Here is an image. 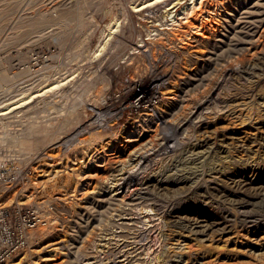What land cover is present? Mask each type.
Listing matches in <instances>:
<instances>
[{"label":"rangeland","instance_id":"rangeland-1","mask_svg":"<svg viewBox=\"0 0 264 264\" xmlns=\"http://www.w3.org/2000/svg\"><path fill=\"white\" fill-rule=\"evenodd\" d=\"M36 92L0 137L51 222L0 264H264V0H0V101Z\"/></svg>","mask_w":264,"mask_h":264},{"label":"built area","instance_id":"built-area-1","mask_svg":"<svg viewBox=\"0 0 264 264\" xmlns=\"http://www.w3.org/2000/svg\"><path fill=\"white\" fill-rule=\"evenodd\" d=\"M3 149L0 137V263L24 250L36 231L48 227L53 207L43 199L15 200L22 193L21 181L27 182L29 173L15 165L18 158L12 149Z\"/></svg>","mask_w":264,"mask_h":264},{"label":"bare ground","instance_id":"bare-ground-1","mask_svg":"<svg viewBox=\"0 0 264 264\" xmlns=\"http://www.w3.org/2000/svg\"><path fill=\"white\" fill-rule=\"evenodd\" d=\"M220 1H222V0H220ZM203 2V1H202ZM150 4H151V2L149 3V1H148V3L146 2V3H144L143 4V6H141L140 8H138V9H143L144 7H148V6H150ZM199 4H201V1H200V3ZM199 5H197V7H198ZM208 8L206 9V11L207 12H212L211 11V9H210V7H211V2H209L208 3ZM193 7V6H192ZM214 10V9H213ZM198 11V10H197ZM215 12V11H214ZM217 15V14H216ZM194 16V15H193ZM193 16H191V18H185L186 20V22H185V24H184V26L181 28V29H179V30H177V31H174L173 29V31H174V36L176 37V38H178V39H183V38H185V37H187L188 36V38L189 39H191V38H194L195 37V35H192L193 33H201V34H204L203 32H204V28H205V24H204V21L202 20V18H201V13H199L198 14V12H196L195 11V16L193 17ZM213 17V16H212ZM231 18V17H230ZM212 19V18H211ZM233 19L235 20V18L233 17ZM232 19V20H233ZM230 20V19H229ZM229 20H227V21H229ZM237 22V21H236ZM231 23V22H230ZM183 25V24H182ZM229 25V24H228ZM230 26V25H229ZM234 29V28H233ZM172 31V32H173ZM190 35V36H189ZM172 36V35H171ZM170 37V36H169ZM237 37V36H236ZM159 38V37H158ZM234 38V37H233ZM171 39H174L173 37H171ZM188 39V40H189ZM232 40V39H231ZM238 40H241L242 41V38L241 39H238ZM159 41V40H158ZM167 41V40H166ZM169 41V40H168ZM186 41V40H185ZM223 41V40H222ZM192 42V41H191ZM233 42H235V41H233ZM237 42V41H236ZM231 43V42H230ZM170 44V43H169ZM191 44V43H190ZM183 47V46H182ZM223 50H224V52H225V54L226 53H229L230 51H235V50H237V48H236V45L235 44H233V45H228V46H226L225 48H223ZM154 54V53H153ZM217 54V53H216ZM218 55V54H217ZM214 59V58H213ZM219 59V58H218ZM205 66V65H204ZM207 67V66H206ZM209 67V66H208ZM156 78V80L158 79L159 80V78H157V77H155ZM65 82V81H64ZM156 82V81H155ZM54 85H52L51 86V88H53V87H56V86H58L59 84L58 83H53ZM21 93V92H20ZM36 95H38V93L36 92V94H30L29 96H31V97H29L28 96V98H25L24 96H23V94H21V95H19L18 97H15V98H13V99H11V100H9V101H6V102H3V103H1L2 101H0V115H6V114H8V113H10V112H13V111H15L16 109H18V108H20L22 105H24L25 103H28L30 100H31V98L32 97H34V96H36ZM137 102L136 103H141V102H144V100H143V98H142V95H138L137 96ZM135 101V100H134ZM145 103V102H144ZM157 119H159V118H157ZM6 123V122H5ZM167 135V134H166ZM186 154H187V152H186ZM202 155V154H201ZM200 155V156H201ZM195 156V155H194ZM193 157V156H192ZM186 159H187V157H185ZM182 159V158H181ZM191 159V158H190ZM195 159H196V157H195ZM181 161V160H180ZM184 161H186V160H184ZM196 161V160H195ZM199 161V160H198ZM178 162H179V159H178ZM201 162V161H200ZM180 163V162H179ZM182 163V162H181ZM186 163V162H185ZM188 163V162H187ZM196 163V162H195ZM184 164V163H183ZM182 164V165H183ZM197 164V163H196ZM174 165H176V164H174ZM186 165V164H185ZM189 166H190V164H188ZM180 166V165H179ZM197 166V165H196ZM200 166V165H199ZM178 167V166H177ZM182 168H183V166H181ZM187 167V166H186ZM194 167V166H193ZM198 168V167H197ZM190 169V168H189ZM188 170V169H187ZM195 170H196V168H195ZM194 170V171H195ZM200 170V169H199ZM181 171H183V170H181ZM191 171V170H190ZM183 173H184V171H183ZM192 173V172H191ZM185 174V173H184ZM187 174V173H186ZM178 175V174H177ZM182 175V174H181ZM180 175V176H181ZM190 175V174H189ZM184 176V175H183ZM187 176V175H186ZM178 177V176H177ZM189 178H190V176H189ZM181 179L182 180H185L186 178L184 177V178H182L181 177ZM167 180V179H166ZM115 192V191H114ZM105 199V198H104ZM100 200V199H99ZM110 201V200H109ZM110 203V202H109ZM112 203V202H111ZM111 203H110V205H111ZM120 204V203H119ZM100 205V204H99ZM98 205V207H100ZM110 205H106V207L107 206H110ZM121 205V204H120ZM102 206H103V204H102ZM120 207V206H119ZM122 207V206H121ZM112 208H114V207H112ZM112 208H110V209H112ZM98 209H100V208H98ZM116 209H119V208H117L116 207ZM115 210V209H114ZM113 211V210H112ZM107 212V211H106ZM96 214H98V213H95V215ZM101 215V214H100ZM94 217V216H93ZM94 219H96L95 217H94ZM99 221V220H98ZM83 226H84V224H82ZM87 227V226H86ZM87 229V228H86ZM82 230V229H81ZM83 230H85V229H83ZM129 251V250H128Z\"/></svg>","mask_w":264,"mask_h":264}]
</instances>
